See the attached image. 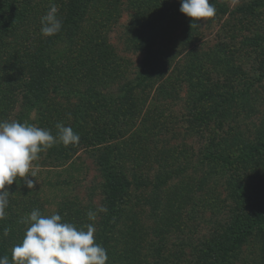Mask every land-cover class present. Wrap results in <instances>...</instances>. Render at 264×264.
Wrapping results in <instances>:
<instances>
[{
  "label": "trees",
  "instance_id": "1",
  "mask_svg": "<svg viewBox=\"0 0 264 264\" xmlns=\"http://www.w3.org/2000/svg\"><path fill=\"white\" fill-rule=\"evenodd\" d=\"M32 1L0 0V86L1 79H11L8 90L0 88V120L7 118L10 112L6 111L7 108L11 111L15 108L13 96L17 95L18 107L23 110L24 117L30 112L40 114L37 127L49 129L56 136V124L63 123L79 134V143L64 146L58 140L50 151L58 153L60 157H68L81 150L98 151L95 163L104 176L103 195L107 212L101 213L98 222L90 221L86 210L77 209L64 199L59 202L57 213L63 222L72 223L77 228L94 224L95 241L107 250V264H138L140 248L137 244L140 245L145 236L141 234L139 237V220L135 211L138 204L130 201L129 197L145 189L153 192V197H158L160 192L170 186L176 169L160 159L156 152L151 164L132 174L128 170L131 160L128 161L124 151L132 136L127 138L126 132L118 128H125L130 119L136 118L139 125L137 127L134 124L132 128L143 130L149 124L150 128L172 131L168 129L166 118L161 120L165 115L163 110L157 114L148 101L152 96V100L162 101L160 104L164 106L178 96L173 86L172 70L177 68L175 63L178 58L184 57L182 43L194 40L197 29L191 27V18L184 14L181 20L175 21L174 16L176 18L179 15L180 1L127 0L129 9L134 12V19L126 46L141 55L140 63L131 70L126 61L113 54L104 37L108 23L109 31L110 21L118 11L116 2L119 0H54L61 7L58 16L62 21V29L51 37L42 36L41 23L35 22L40 21L36 18L39 7L33 5ZM38 2L43 4L47 0ZM150 4L154 7L151 8ZM162 5L164 7L156 10ZM221 12L226 13L223 10ZM113 20L115 22V18ZM181 25L182 29L179 28ZM178 29L180 38L175 35ZM9 38L19 39L14 55L13 51L9 52V42L6 41ZM176 41L180 43L175 47L173 44ZM199 52L194 51L197 60L189 63L185 69V79L191 84L187 83L190 90L186 94L189 106L184 120L191 128L203 132L207 128H228L226 126L234 121L235 114L238 115L231 106L240 108L241 104L234 101L236 97L229 96L233 92L217 95L216 91L224 89V86L228 89L237 87L233 76H241L243 71L239 64L230 66L237 53L218 60L215 56L214 59L210 58L213 54L210 51ZM12 56L18 57L14 61ZM71 61L72 65H69ZM220 63L222 66L225 63L222 71L228 67L227 72L230 74L221 77L220 82L212 83L213 67L219 71ZM70 98L76 99L75 106L69 103ZM167 115L170 116L169 112ZM98 128H106L105 134V130L98 131ZM137 133L133 135L134 138ZM105 137L108 141L120 140L122 148L108 144ZM226 138L221 137L220 144L215 145L226 152L214 150L206 153L205 167L212 164L220 170L224 169V175L229 173L224 183L226 181L229 197L235 203L232 216H236L220 236H211L194 248L195 264H246L242 252L248 244L252 248L253 242L262 244L257 264H264L263 176L259 175L257 167L252 166L258 165L257 161L264 157V140L240 144V140L229 142ZM166 147L169 148L164 146L158 149L160 151ZM227 168H233V171ZM149 171H154V175L149 176ZM217 174V171H206L205 177L216 180ZM208 184L207 180L202 181L197 185V191ZM166 203L163 213L166 208L175 206L172 201ZM151 207L155 223L166 224L167 219L155 204ZM34 209H42L41 204L39 207L29 199L24 201L9 195L7 215L0 220V257L7 255L11 261L12 249L22 242L27 228L26 224L19 221ZM153 233L156 238V231ZM147 248L150 250V260L161 264L157 262L163 260L157 241L150 239Z\"/></svg>",
  "mask_w": 264,
  "mask_h": 264
},
{
  "label": "rangeland",
  "instance_id": "2",
  "mask_svg": "<svg viewBox=\"0 0 264 264\" xmlns=\"http://www.w3.org/2000/svg\"><path fill=\"white\" fill-rule=\"evenodd\" d=\"M37 1L33 0L32 3L39 7L36 12V18L39 20L49 10L52 3L57 6L58 15L60 14L61 7L54 0H47V3L44 2L43 4L38 2L41 4L39 6L36 3ZM167 1L176 2L180 0ZM211 2L214 3L216 8L215 16L207 18L194 26L197 29L194 40L182 41V49L185 51L184 57L181 58L182 56H180L178 58L175 63L177 68L172 70V79L175 81L173 86L176 87L178 96L174 98L172 103L164 106L160 104L162 101L152 100V96L148 101L152 110H155L157 114L163 110L165 115L161 117V120L166 118L168 129H172V131L165 128H150L149 124L148 128L139 130L140 128H137L139 121L136 118L128 121L127 128H118L120 131L126 132L127 138L130 135L132 136L128 146L124 147L125 154L128 155V161L131 160L128 170H131L132 174L151 164L152 158H156V152L159 154L160 159L169 162L170 167L176 169L170 186L160 192L158 197H153V192L151 193L149 189L140 190L129 197L130 201L138 204L135 211L139 220V237H141V234L145 236L140 245L137 244L140 248V257L137 259L138 264L143 261H146V264H157L154 260H150V250L147 248L150 239L157 241L159 252L162 250L161 258L163 260L158 259V263L195 264L194 248H198L205 239L207 240L211 236H220L226 227L233 223L236 216H232L235 203L229 197L226 181L224 183V180H228L227 175L229 173L227 172V175H224L222 171L224 169L220 170L218 167H213L212 164L205 167L207 163L206 153L214 150L226 152L215 146L220 144L221 137H227L226 139L229 142H233L235 139L240 140V144L256 142L258 139L264 140V0H211ZM116 3L118 11L115 12V17H113L115 22L111 19L112 24L109 31L110 23H108L106 27L108 29L104 37L111 46L113 54L117 58L126 61L129 68L134 70L140 63L141 55L136 54L134 50L126 46L134 12L129 9L130 5L127 0H119ZM149 6L154 7L151 4ZM162 7L164 6L156 7V10ZM222 10L226 13L223 14ZM178 14L176 18L174 16L175 21L181 20L183 16L180 11ZM185 20L188 21V18ZM185 20L182 22H185ZM35 22L40 24V21L36 20ZM182 27L183 25L179 28L182 29ZM180 29L176 31L175 35L180 33ZM42 36L51 37L43 34ZM178 36L181 37V35ZM18 40H12L11 38L6 40L9 42V52L13 51L12 55L16 54L14 49ZM176 42L173 44L175 47L178 46L181 40ZM205 50L210 51V54H214L210 58L214 59L213 56H215L218 60L221 58L223 60L225 57L229 58V55L237 53L234 61L230 62V66L239 64V68L243 73L241 76H233L234 84L237 87L228 89L224 86V89L216 91L217 95L225 93L229 95L230 92H233L229 96L236 97L234 101L241 104L240 108L231 106L234 112L238 113V115L235 114L234 121L229 122L230 125L226 126L228 128H207V131L203 132L198 128H191L187 120H184L187 106H189L186 94L190 91L188 90V84H191L185 79L184 74L187 65L197 60L194 51H200L199 53H201ZM224 54L225 56H223ZM17 57L12 56L11 59L15 61ZM223 64L222 66L220 63L219 71L215 69L217 67H213L212 83H218L221 77L225 78L230 74L227 72L228 67V69L222 71L225 68V63ZM69 65H72V61L69 62ZM206 79L207 77H205ZM10 82L11 79L7 81L4 78L1 79L0 88L3 90L7 88L8 90ZM14 97L16 100L13 104L15 108L12 111L7 108L6 111H10L6 116L7 118L0 121H17L38 126L40 114L30 112L27 117H24L23 110L18 107V96L14 95L13 99ZM69 101L70 104L76 105L75 98H70ZM61 103L63 104V102ZM168 112L170 116H166ZM155 118L158 120V116ZM134 124H137L136 128H132ZM99 130H105L104 134L106 132V128H98ZM135 133L138 137L135 136L134 138ZM105 139L108 141L107 137ZM107 143L122 148L120 140L108 141ZM164 146L169 148L166 147L159 151L158 148ZM97 152L95 150H81L72 155L70 154L68 157H60L58 153L48 149L40 153V158L33 162L37 175L29 178L37 182L34 183L32 189L26 186L23 179L18 183L14 182L11 186L6 185L5 187L13 198L18 197L24 199V201L29 199L39 207L41 204L42 209L39 210L43 215L57 213L60 207L59 202L64 199L73 203L77 209L86 210L87 213L89 210L95 211L101 206L104 207L106 203L103 195L104 176L95 163ZM166 152L171 153L167 154ZM261 159L260 161L255 159L258 163L254 162L258 165L252 166L257 167V172L260 176H263L261 183L264 186V157ZM227 169L233 171V168ZM211 170L220 174L216 175V180L215 178L210 180L205 177L206 171ZM153 175L154 171H149V176ZM205 180L209 184L202 187V190L197 191V185L202 181L205 182ZM230 186L229 184V188ZM170 201L175 206L173 205L172 209L171 207L166 208L163 213V207L167 204L166 202ZM152 204H155L157 209L162 212V216L167 219L166 224L159 223L157 225L155 223L156 219L152 216ZM101 213H97L96 222L100 219ZM154 231L157 234L156 238ZM157 236L161 240H157ZM251 245L254 246L250 248L248 244L246 250H243L242 256L246 257V264H257L260 259L262 244L253 242ZM134 264H137V262Z\"/></svg>",
  "mask_w": 264,
  "mask_h": 264
},
{
  "label": "clouds",
  "instance_id": "3",
  "mask_svg": "<svg viewBox=\"0 0 264 264\" xmlns=\"http://www.w3.org/2000/svg\"><path fill=\"white\" fill-rule=\"evenodd\" d=\"M180 12L191 18V27L212 18L216 8L211 0H180ZM41 33L54 36L62 29L57 6L52 3L41 17ZM57 135L49 129L17 121H0V220H3L9 206L7 186L24 180L29 189L34 187L36 177L34 161L39 154L54 147L59 140L64 146L79 143L80 136L71 127L57 123ZM98 212H107L101 206L87 213L90 221H95ZM20 223L27 228L22 242L12 249L11 261L7 255L0 257V264H107V250L95 241L94 224L84 228L63 222L59 213L43 215L34 209L22 218ZM86 229V230H85Z\"/></svg>",
  "mask_w": 264,
  "mask_h": 264
}]
</instances>
